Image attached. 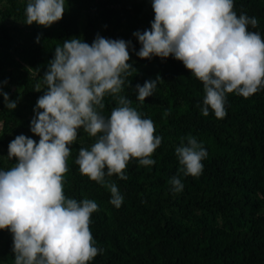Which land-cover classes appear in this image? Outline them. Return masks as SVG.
Instances as JSON below:
<instances>
[{
  "label": "clouds",
  "instance_id": "clouds-1",
  "mask_svg": "<svg viewBox=\"0 0 264 264\" xmlns=\"http://www.w3.org/2000/svg\"><path fill=\"white\" fill-rule=\"evenodd\" d=\"M151 7L150 30L133 33L141 45L136 55L180 61L203 86V116L211 110L223 119L228 94L247 99L264 89V38L249 31V26L258 27V20L244 12L237 15L234 0H151ZM64 12L65 0H28L24 23L48 28ZM130 47L131 41L99 34L91 45L71 38L55 47L34 90L43 92L30 121L39 142L17 135L7 152L14 166L0 170V230L11 233L14 264H91L103 251L95 246L90 228L98 204L64 194L70 146L81 129L95 142L90 149H79L75 163L81 175L108 188L109 203L117 209L124 198L105 177L126 180L133 160L145 167L155 163L152 157L162 138L155 134L154 122L121 95L126 78L135 72L128 63ZM159 81L157 75L137 84L136 100L144 102L153 95ZM0 96L9 111L16 108L17 101L2 89ZM109 96L117 106L106 118L102 113ZM175 155L180 167L169 183L179 193L184 187L179 173L199 177L207 151L189 135L181 139Z\"/></svg>",
  "mask_w": 264,
  "mask_h": 264
},
{
  "label": "trees",
  "instance_id": "trees-1",
  "mask_svg": "<svg viewBox=\"0 0 264 264\" xmlns=\"http://www.w3.org/2000/svg\"><path fill=\"white\" fill-rule=\"evenodd\" d=\"M140 1L144 6L135 4L134 0H65L62 19L48 28L24 23L28 0L21 5L9 1L8 8H0L1 18L12 17L23 22L30 32L23 40H15L8 35L10 29H2L5 41H0V82L7 81V85L17 89L35 88L57 45L62 46L71 38L91 45L96 38L92 34L100 24L106 29L111 25L114 29L123 27L120 32L102 37L131 41V60L141 45L128 34V29L135 27L129 11L132 8L147 18L144 9L148 8V0ZM234 4L237 15L244 12L257 18L258 27L249 26V31H257L264 38V0H234ZM78 6L86 12L82 31L78 27ZM38 36L39 42H36ZM152 59L157 64L156 72H137L133 66L135 72L126 78L121 95L132 101L131 106L143 118L154 122L155 134L162 142L153 155V165L145 167L133 160L127 166L126 180L115 175L105 177L117 185L123 196L121 207L111 205L108 188L81 175L75 163L79 149H90L95 138L88 136L84 145L70 146L65 178L67 198L95 201L102 212L98 210L91 216L92 236L99 241L117 243L118 247L129 251L122 257L103 250L91 264H264V89L247 99L228 94L226 116L217 119L210 110L205 117L201 113L204 96L201 82L172 56L147 60ZM37 70L39 73L34 76ZM157 75L161 81L153 95L144 102L137 101L135 86H142ZM162 89L167 91L166 95ZM41 95L42 91L31 94L35 98ZM182 101L186 103L184 106ZM112 106L110 111L117 106L115 101ZM146 111L148 116H145ZM12 119V127H16L18 116ZM189 135L202 143L207 156L202 161L203 171L199 177L179 173L184 187L174 193L169 181L178 175L180 167L175 149L181 145V139ZM207 138L211 139L215 150L210 151L203 144ZM11 141L5 134L0 136V148L5 156L4 161L0 157V170L15 163L14 158L7 159ZM261 209L263 214H260ZM176 214L184 220L175 219ZM218 216L220 224L216 222ZM146 227L154 230L155 238L143 245L140 237H147ZM11 250L12 236H9L0 256Z\"/></svg>",
  "mask_w": 264,
  "mask_h": 264
},
{
  "label": "rangeland",
  "instance_id": "rangeland-1",
  "mask_svg": "<svg viewBox=\"0 0 264 264\" xmlns=\"http://www.w3.org/2000/svg\"><path fill=\"white\" fill-rule=\"evenodd\" d=\"M9 1L11 0H0V8H8L9 7ZM24 1L26 0H14L15 4L21 5ZM134 3L137 5L143 4L142 1L140 0H134ZM148 4V8L144 9L145 15H140L137 14L136 11H134L132 8L129 11L130 15H131V21L134 23V28L133 29H128V34L129 36L133 37L134 40H137L136 37L133 36V33L136 31H140L141 33L146 30L149 29L150 30V26H151V22L152 20V14L154 13L151 7V0H148L147 2ZM144 6V4H143ZM77 9H79V11L77 12L78 14V27L79 29L82 31L84 29V25H85V9L82 6H78ZM3 28H8L10 29V31H8V35L12 36L15 40H23L25 38V35H27L30 32V29L23 23L20 22L12 17H9L7 19H2L0 16V41L4 43V38H3V32L2 29ZM13 28H16L18 31H14ZM121 30H123V27L120 28H116L114 29V26L111 25L109 26L107 29L105 28V26L103 24L98 25L97 31L95 33L92 34V37L97 36V34H99V36H104L105 34L110 35L112 32L117 33L120 32ZM130 64L132 66L136 67V71H148V70H152L153 72H156L157 70V64L155 63V61L152 59L151 62H149L147 59H140L139 57H137L136 53L132 55L131 60H130ZM0 89H2L3 92H6L9 94V98L13 101H17V106L15 109L9 111L5 106H4V101H3V96H0V125H2V127H0V136L1 135H7L9 136L12 140L20 134H23L27 137L32 138L33 140H35L37 143L39 142V137L34 135L31 131H30V121L34 116V112L33 109L36 105V101L38 98H35L33 96H31V94L33 92H35V88L33 89H27V90H23V89H17L14 87H11L7 84H3L2 82H0ZM163 94H167V91L165 89H162ZM19 97V99H17ZM115 100L109 96V97H105V108L103 110V115L107 118L108 116H110L111 111L109 110L110 107H113V102ZM171 103V101H170ZM182 106H184L186 103L185 102H181ZM149 112L146 111L145 116H148ZM18 116V121H17V125L16 127H12V118L13 117ZM148 118V117H147ZM156 129V128H155ZM87 137L88 134L85 133L82 129L80 130L79 134H78V138L77 141L75 142L77 145L82 146L85 144V142L87 141ZM203 144H205L206 148L209 149L210 151L215 150V146L211 143V139H204L203 140ZM0 153H1V159L4 161V153H3V149L0 148ZM153 158V157H152ZM68 162H69V158H68ZM14 166V165H13ZM12 167V166H11ZM11 167H7L4 166L2 170H8ZM66 178V175H65ZM110 180V178L106 179V182H108ZM67 182L65 179V183H64V194L67 197L66 194V189H67ZM261 198V197H260ZM129 209H133L131 207H129ZM98 210L102 212V209H100L98 207ZM136 213H138V211H135ZM167 213L170 214V212L168 211ZM141 215V217H144L143 213H139ZM196 214L198 215L199 212H196ZM260 214H263V210L261 209ZM168 215V214H167ZM108 219V223H109V218L107 216ZM179 221H183L184 219H182L181 215L176 214V218ZM216 222L218 224H220V217L218 216L216 218ZM144 234L147 235L144 237H140V240L142 241V244H148L150 242H152V240H154L155 238V232L154 230L150 229L149 227H146V229L144 230ZM11 236V233L8 232L7 230H0V251L4 248L5 242L7 240V238ZM94 238V237H93ZM94 240L96 241V247H98L99 249L102 250H107L108 252H115L117 254H120L122 257H125V255L128 254V249L127 248H123L121 249L120 247L117 246V243H112L110 241H99L98 239L94 238ZM143 240H147L146 242ZM0 264H14V256L12 253V250L7 253L5 256H0Z\"/></svg>",
  "mask_w": 264,
  "mask_h": 264
}]
</instances>
